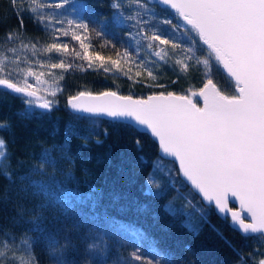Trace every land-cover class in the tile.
Returning a JSON list of instances; mask_svg holds the SVG:
<instances>
[{"label": "trees", "instance_id": "obj_1", "mask_svg": "<svg viewBox=\"0 0 264 264\" xmlns=\"http://www.w3.org/2000/svg\"><path fill=\"white\" fill-rule=\"evenodd\" d=\"M118 2L123 4L120 11L125 15L136 11L134 4L129 6L130 0ZM112 3L113 0H66L63 8L45 9L44 13L64 21L88 24L87 35L91 39L86 43H91L93 53L118 59L117 51L122 54L128 50L138 60H155L144 44L137 45L130 39L129 34L135 36L137 31L132 27L134 21L117 20ZM146 4L152 17L150 24L155 25L152 30L167 28L171 33V28L161 25L160 21L169 19L178 25L177 15L169 9ZM61 27L67 25L53 21L45 29L29 12L22 9L17 13L10 0H0V39L15 31L25 42L37 43L40 48L51 42L53 29ZM179 28L166 38L184 40L186 45L189 42L183 36L186 28ZM56 35L60 42L82 51L79 42L70 35ZM6 54L12 56L11 52ZM18 54L33 62L47 61L49 56L59 59L55 53L33 56L29 50ZM66 62L73 63L67 72L40 68L33 63L37 72L52 71L64 77L58 81L62 90L55 97L48 96L55 101L51 110L29 105L27 98L0 88V122L5 125L0 128V138L6 142L10 157L8 170L14 181L13 186L0 175V190L8 188L10 192L8 200L0 204V230L7 233V240L14 241L17 254H23L26 236L38 264H52L51 244L53 241L63 244L67 237L71 239V247L65 253L69 264H83L87 246L101 242L107 249L105 258L111 257L108 264L123 261L137 249L145 260H154V264L155 259H159L160 264H242L241 256L248 264H253L254 258L249 253L264 252V248L232 229L212 207L203 205L180 178L176 164L160 157L157 144L148 134L126 123L73 114L67 108L68 98L81 91L93 94L116 91L135 98L169 91L184 94L189 87L202 86L203 66H194L184 74L172 61L149 63L157 77L153 81L143 72L136 77L134 65L129 73L133 80H129L114 69L105 72L99 68V61L91 68L86 61L72 57ZM20 66L27 67L24 63ZM105 67L111 68V65ZM128 67V64L123 65L125 71ZM212 77L223 91L233 94L232 83L215 65ZM12 78L21 77L13 73ZM43 78L50 82L53 79L47 75ZM40 95L46 94L41 92ZM45 153L50 162L40 159ZM37 166H42L44 175H32L31 179L42 182V189L30 188L20 180ZM153 177L159 189L151 188L149 180ZM18 206L23 209L22 215L17 211ZM170 207L179 212L169 211ZM34 208L43 209L37 213L43 218L45 231L42 233L32 230ZM189 214L195 231L188 227Z\"/></svg>", "mask_w": 264, "mask_h": 264}, {"label": "snow or ice", "instance_id": "obj_2", "mask_svg": "<svg viewBox=\"0 0 264 264\" xmlns=\"http://www.w3.org/2000/svg\"><path fill=\"white\" fill-rule=\"evenodd\" d=\"M66 0H10L11 5L19 13L22 9L31 14L32 19L44 25L56 24L67 27L54 28L51 42L38 48L37 43L25 42L22 35L11 31L0 39V88L11 93L22 94L29 99L26 103L35 104L45 110H51L62 75L56 76L52 71H35L33 63L40 68L69 71L73 63L66 62L69 57L86 61L89 68L99 61V68L105 72L115 70L133 80L132 66L136 68L135 76L147 73L150 80H156L149 63L172 61L181 73L187 74L190 68L202 65L203 83L198 89L189 87L184 94L174 92L149 95L146 99H134L116 91H103L93 94L89 91L78 92L68 98V106L74 111L97 116H107L114 121H131L137 129H143L158 141L162 157H171L179 164V172L209 205L215 206L225 218L230 215L232 225L244 234L246 239H253L264 248V0H157L175 11L187 26L183 33L189 41H177L166 38L179 31V25L169 19L160 21L167 28L153 31L152 17L142 0H130L136 11L125 15L120 10L123 4L113 0L111 8L117 20L134 21L136 35H130L137 45L144 44L147 53L155 60L137 59L128 50L122 54L117 51L118 59L101 56L99 52H91L92 45L89 26L73 20H61L52 15H45V9L59 10ZM46 22V23H45ZM145 25H148L145 28ZM21 27L23 22L21 21ZM71 36L78 41L80 49L60 42L59 35ZM99 35V33H97ZM139 37V39H137ZM11 43L15 46L7 47ZM195 45V46H194ZM114 47V46H113ZM171 49V51H169ZM35 56L55 53L59 59L51 56L47 61H32L21 57L25 51ZM178 50V51H177ZM11 52L12 56L6 53ZM197 52L200 55H197ZM206 53V54H205ZM213 62L217 70H223L232 83L234 92L228 94L213 80ZM21 63L27 67H21ZM110 64L111 68L105 67ZM128 64L127 71L123 65ZM82 67V66H80ZM13 73L21 77L13 79ZM47 75L52 81L44 79ZM32 77L35 83L29 82ZM138 82V81H136ZM152 85H149L151 87ZM163 87V85H157ZM43 92L46 95H40ZM202 106H198V101ZM131 126V125H129ZM5 127L0 122V128ZM137 146L140 141H136ZM50 162L48 154L41 158ZM10 167V157L6 142L0 138V175L14 186ZM32 175H44L42 166H37L20 177L30 188L42 189V182L33 181ZM151 188L159 189L155 178H150ZM159 194V193H157ZM10 197L8 188L0 190V204ZM239 204V210L229 207L230 201ZM190 204V202H189ZM43 209L33 210L32 230L44 232L43 218L38 215ZM17 211L22 215L23 209ZM176 213L178 209L169 208ZM188 227L195 231L189 214ZM203 219V216L201 217ZM23 254H17L14 241L7 240V233L0 230V264H38L31 249L32 244L25 236ZM71 247V239L65 238L63 244L53 241L50 256L52 264H69L65 253ZM106 246L101 242L87 246L83 264H108L105 258ZM253 264H264V252H251ZM158 257L159 254L157 253ZM154 264V260H145L139 249L131 252L123 261L115 264ZM242 264L248 261L241 256ZM155 264H160L155 259ZM167 264V262H165Z\"/></svg>", "mask_w": 264, "mask_h": 264}, {"label": "water", "instance_id": "obj_3", "mask_svg": "<svg viewBox=\"0 0 264 264\" xmlns=\"http://www.w3.org/2000/svg\"><path fill=\"white\" fill-rule=\"evenodd\" d=\"M143 1H145L146 3H149V4H151V5H156V6H159V7H161V8L169 9V10L171 11V13H174L175 15H177L173 9H171V8L165 6V5L158 4V3H157V0H143ZM177 17H178V16H177ZM178 19L181 21V23H183V21H182L179 17H178ZM183 24H184V23H183ZM184 27L187 28V26H186L185 24H184ZM221 70H222V69H221ZM222 73H223V70H222ZM223 74H224V73H223ZM224 75L226 76V74H224ZM7 91L10 92V90H7ZM10 93H11V92H10ZM12 94H15V95H17V96H22V97H24L25 99H26V98L29 99L28 97H25V96H23L22 94H17V93H12ZM147 97H148V96H147ZM147 97H146V98H147ZM133 98H134V99H146V98H135V97H133ZM67 101H68V100H67ZM197 101L199 102L198 106H202V101H200L199 98H194V102H197ZM67 108H68L69 112H71V113H73V114H78V115L87 116V117H97V118H99V119L102 118V119H106V120L114 121L112 118L107 117V116H97V115H92V114H89V113H84V112H77V111H74L71 107L68 106V103H67ZM44 110H45V109H44ZM116 122H122V123H126V124H128V125H131V126H132L134 129H136L137 131L142 132V133H146V134H148V135L151 137V135H150L149 133L145 132L143 129H137V126H135L134 124H132L131 121H116ZM151 139L157 144V146H158L157 149L159 150V155H160V157L163 158V159H165V160H169V161L174 162V163L176 164V166H177L176 169H178V172H179V164H178V162H175V161L173 160V158H171V157H162V153H161V150H160V148H159L158 141H156L153 137H151ZM179 176H180V178H181V179H182V180L188 185V187H190L189 189H191V190H192V191H193V192L199 197V199L201 200V202L203 203V205H205V206H209V207H212V209H214L215 213L217 214L218 217H220V219H222V220H227L228 223H229V225H230V227H231L232 229H234L235 231H237L238 233H240L242 236H244L243 233H241L240 231L236 230L235 227L232 225L230 215H229L227 218H225V216H224L223 214L219 213V211L215 208L214 204H213V205H209L206 201L203 200V198L200 196L199 193H197L194 189H192L190 183H189V182H188V181L182 176V174H181L180 172H179ZM229 207L232 208L234 211L239 210V204H238V202H236V201H234V200H233V201H230V203H229Z\"/></svg>", "mask_w": 264, "mask_h": 264}, {"label": "rangeland", "instance_id": "obj_4", "mask_svg": "<svg viewBox=\"0 0 264 264\" xmlns=\"http://www.w3.org/2000/svg\"><path fill=\"white\" fill-rule=\"evenodd\" d=\"M178 19V18H177ZM177 23H178V25L180 26V27H184V24L183 23H181V21L178 19L177 20ZM29 82H31V83H35V81H34V79L32 78V77H29ZM48 99H50L49 97H47ZM51 100V99H50Z\"/></svg>", "mask_w": 264, "mask_h": 264}, {"label": "bare ground", "instance_id": "obj_5", "mask_svg": "<svg viewBox=\"0 0 264 264\" xmlns=\"http://www.w3.org/2000/svg\"><path fill=\"white\" fill-rule=\"evenodd\" d=\"M121 95V94H120ZM133 97V96H132Z\"/></svg>", "mask_w": 264, "mask_h": 264}]
</instances>
